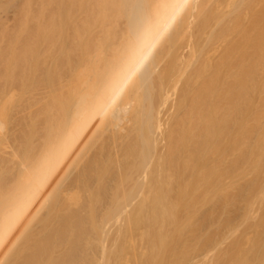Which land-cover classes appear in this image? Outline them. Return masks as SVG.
Returning a JSON list of instances; mask_svg holds the SVG:
<instances>
[{"label": "bare ground", "instance_id": "bare-ground-1", "mask_svg": "<svg viewBox=\"0 0 264 264\" xmlns=\"http://www.w3.org/2000/svg\"><path fill=\"white\" fill-rule=\"evenodd\" d=\"M70 3L61 64L13 118L43 125L0 120V264H264V197L244 241L207 234L264 190V0Z\"/></svg>", "mask_w": 264, "mask_h": 264}, {"label": "rangeland", "instance_id": "rangeland-1", "mask_svg": "<svg viewBox=\"0 0 264 264\" xmlns=\"http://www.w3.org/2000/svg\"><path fill=\"white\" fill-rule=\"evenodd\" d=\"M70 1L71 0H0V97L2 98H0V103L2 104H0L2 106V110L0 109V120H2L5 129L9 132L14 128L20 131L24 130L26 132H31L33 128L38 129L41 124L43 125L44 117L39 114V111L33 112L28 115V117H25L21 124L16 125V123L13 122V118H16L15 116L19 117L20 104H24L27 98L25 91L21 88V84H34L37 82L40 78L37 70L38 67L47 66L49 70H51L55 67L59 68L61 64L60 59H62L63 53L66 51L69 40H71V35L73 34V27L71 24L73 12ZM10 88H14L13 90L15 91L13 92L15 93V97L13 95L14 99L12 98V101L10 100L12 93L10 92ZM53 93L54 91L52 89V92L49 93L51 95L49 98L52 100L55 98ZM5 97L9 99V102ZM2 100L4 101L2 102ZM231 121L232 119L230 118V124L233 125L234 120ZM249 124L252 125L253 123L250 120L247 123L244 122V125H247L248 128ZM251 134L253 137L254 135L256 136V133ZM262 136L264 137V131H262ZM220 150L222 151V148H220ZM214 165H216V163H214ZM198 192L200 193L191 194L190 199L187 198L185 210H183V207L179 208L177 211L175 210L178 225L179 222H182L181 225L184 226H182V232L186 236L183 235L185 238H187L189 234L193 235V231H191L192 233L188 232L187 235L185 234L186 230L189 231V229H187L188 226L191 227L192 223L194 225L195 221V224H197L200 215L207 212L211 207L209 204L203 207L204 197L201 195V191ZM227 194V199L229 200L228 206L229 204H235L237 207L238 203L236 204V202L239 197H241V200L242 198L247 200L243 195L240 196V194H237L238 198L237 196L233 198L232 192H228ZM254 195L256 197L253 200L250 199V203L249 201L246 202L249 205L247 209V219L240 221V223L236 221L234 223L232 222L231 225L233 227L224 228L225 226L223 223H225L226 219H229L227 215L229 208H226L219 217L220 226L214 225L213 228L209 229L210 232H207L209 227L207 225L209 224H206V227L204 226L206 230H199L196 228V232L200 234L201 231H206L207 234L210 235L212 232V234H215L225 231V234L226 232H230L229 236L227 234L228 237L224 234L227 237L225 241H235L236 238L238 241H244V234L249 230L246 229L249 228L251 224L249 219L253 218L258 223V219L263 216L260 214L262 209V200L260 201V198L262 199L264 197V190L261 194ZM234 200H236V202H234ZM262 205L264 206V204ZM263 210L264 209H262V211ZM262 213L264 214V211ZM190 214H196L193 216L194 218L197 216V220H194V218L192 219ZM258 216L259 218H256ZM187 217H190L191 220H188ZM231 218H233L232 214ZM262 218L264 219V217ZM253 219L252 223H254ZM189 221L192 222L191 224L189 223L191 226L188 224ZM194 234L199 238L200 235L198 236L197 233ZM239 236L241 239L238 238ZM189 237H191L192 240L196 239H193L190 235ZM189 237L188 241H192ZM184 241L186 240L184 239Z\"/></svg>", "mask_w": 264, "mask_h": 264}]
</instances>
